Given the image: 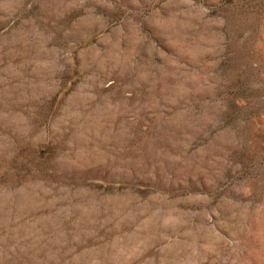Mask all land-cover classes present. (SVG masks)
I'll use <instances>...</instances> for the list:
<instances>
[{
    "label": "rangeland",
    "instance_id": "374dc122",
    "mask_svg": "<svg viewBox=\"0 0 264 264\" xmlns=\"http://www.w3.org/2000/svg\"><path fill=\"white\" fill-rule=\"evenodd\" d=\"M0 264H264V0H0Z\"/></svg>",
    "mask_w": 264,
    "mask_h": 264
}]
</instances>
